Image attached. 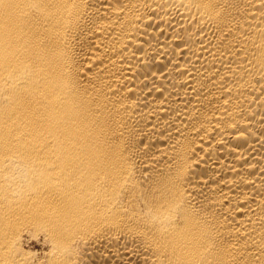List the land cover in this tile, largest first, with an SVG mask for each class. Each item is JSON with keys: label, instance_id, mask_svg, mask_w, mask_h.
<instances>
[{"label": "bare ground", "instance_id": "obj_1", "mask_svg": "<svg viewBox=\"0 0 264 264\" xmlns=\"http://www.w3.org/2000/svg\"><path fill=\"white\" fill-rule=\"evenodd\" d=\"M0 264H264V0H0Z\"/></svg>", "mask_w": 264, "mask_h": 264}]
</instances>
